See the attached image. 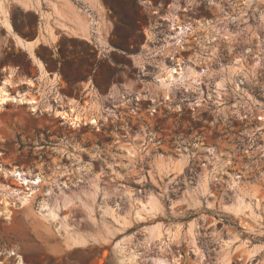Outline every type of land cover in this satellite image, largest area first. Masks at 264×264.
I'll list each match as a JSON object with an SVG mask.
<instances>
[{
  "label": "rangeland",
  "instance_id": "1",
  "mask_svg": "<svg viewBox=\"0 0 264 264\" xmlns=\"http://www.w3.org/2000/svg\"><path fill=\"white\" fill-rule=\"evenodd\" d=\"M41 1L1 0L0 83L93 111L0 105V264H264V0H62L91 36L49 45Z\"/></svg>",
  "mask_w": 264,
  "mask_h": 264
},
{
  "label": "bare ground",
  "instance_id": "2",
  "mask_svg": "<svg viewBox=\"0 0 264 264\" xmlns=\"http://www.w3.org/2000/svg\"><path fill=\"white\" fill-rule=\"evenodd\" d=\"M48 1L51 4L52 14H54L57 20L61 24H64L66 26L65 28H67L72 34L77 36H83L85 38L91 36V30L89 25L78 17L77 13L72 9V7H70L67 3L63 2L62 0H48ZM21 3L28 8H39L43 2L41 0H21ZM0 6H1V0H0ZM4 14L7 16L6 11H4ZM2 24L5 26V28L9 33L13 34L12 26L8 22L7 18L2 20ZM50 37H52V32H50ZM15 38L19 45L29 48L30 50L33 49L38 43L37 38L32 41H25L20 37H16V36ZM36 63L42 72L41 77L50 78L49 80L50 84L48 83V80H46V84H45L46 86L42 85V87H40L39 89H35L36 84L34 83L33 79L23 78L24 83L27 84L25 86V89L24 90L16 89V92L12 93L11 89L15 86V84L17 83L16 79H18L19 77L17 76L18 74H16V72L13 70L9 74H7L6 78L0 83V105H4L9 101L17 102L20 104L24 103L29 105L30 110L34 112L53 111L65 119L71 117L70 115H72L70 120H72L73 121L72 123H74L75 125L84 121L85 117H83V115L91 114L93 111L92 107L88 108V105H86V107L82 109L80 108V106H78L76 103L73 102L66 103L62 105V107L61 105L59 107H56L53 101L59 103L60 96L54 93V91L52 90L53 88L50 86L58 84L60 81V76L54 73L50 77V74L45 68L44 63L38 59ZM90 120L95 121L96 119L93 116L90 118ZM10 174L14 176L19 183L26 184L27 186L28 185L34 186L42 181L41 175H37L34 178L30 179L24 172L17 171V169H12ZM3 203H4V209L8 210L9 212V207H8L9 203L5 200ZM51 215H53V213ZM82 239L83 238H81V236L79 237L72 236V241L74 243H78ZM18 264H26L23 261L21 255L18 256Z\"/></svg>",
  "mask_w": 264,
  "mask_h": 264
},
{
  "label": "crops",
  "instance_id": "3",
  "mask_svg": "<svg viewBox=\"0 0 264 264\" xmlns=\"http://www.w3.org/2000/svg\"><path fill=\"white\" fill-rule=\"evenodd\" d=\"M49 10H50V8H49ZM48 11H46V13H47ZM44 22H43V24H42V31H41V34H40V36H39V40H41V43H44V44H47V45H49L50 44V40H49V31L50 30H53V33L57 36V34L55 33V30H56V32H63V33H69V32H67V29H65V28H63L62 27V25H61V23L57 20V18H56V16L54 15V17L52 18V19H50V20H47L46 18H44ZM48 27H49V29H48ZM3 29H4V32H7V30H6V28H4L3 27ZM18 34V33H17ZM71 34V33H70ZM21 38H23V39H25V40H33V39H35L36 37H37V35L34 37V38H32V39H26L23 35H20V34H18ZM73 35V34H72ZM10 37V40H11V42L13 43V44H15V45H17V43H16V41H15V39H14V37L11 35V36H9ZM18 48L20 49V50H22V49H24L22 46H19L18 45ZM28 54H29V52H28V50H26V49H24ZM29 57H30V59H32V57L29 55ZM33 60V59H32ZM37 67H38V65H36ZM46 66V65H45ZM47 70H48V68L47 67H45ZM56 68H57V66H56ZM9 71L7 72V74H9L10 72H12L13 70L16 72V74H18L17 76H19V78H26V76L25 75H22L21 73H18L16 70V67H14V66H10L9 67V69H8ZM48 72H49V70H48ZM53 73H55V72H53ZM53 73L51 74L50 73V77L53 75ZM41 75H42V72H41V70H40V68L38 67V72H37V77L34 79L35 80V83L37 84V87L36 88H38V86L39 85H45L46 84V80H48V83H49V80H50V78H47V77H41ZM27 78H30V77H27ZM50 84V83H49ZM25 85H23V86H21V88H23ZM58 87V85H55L54 86V89L55 88H57Z\"/></svg>",
  "mask_w": 264,
  "mask_h": 264
}]
</instances>
